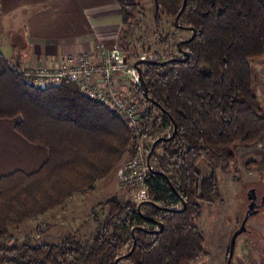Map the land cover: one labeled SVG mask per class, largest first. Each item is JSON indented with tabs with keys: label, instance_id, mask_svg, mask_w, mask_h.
<instances>
[{
	"label": "trees",
	"instance_id": "16d2710c",
	"mask_svg": "<svg viewBox=\"0 0 264 264\" xmlns=\"http://www.w3.org/2000/svg\"><path fill=\"white\" fill-rule=\"evenodd\" d=\"M118 2L123 24L132 23L139 5ZM158 4L157 22L161 13L171 17L174 31L161 41L172 42L167 56L148 53L141 64L150 102L142 124L153 141L150 199L141 207L118 195L100 203L107 215L95 219L86 242L75 235L56 244H33L31 235L19 242L11 229L95 191L98 180L136 155L139 137L77 85L36 88L0 53V118L20 116L16 130L50 153L36 172L0 177V264H189L205 255L195 224L201 202L220 197L218 170L264 138L254 63L264 57V0Z\"/></svg>",
	"mask_w": 264,
	"mask_h": 264
},
{
	"label": "rangeland",
	"instance_id": "374dc122",
	"mask_svg": "<svg viewBox=\"0 0 264 264\" xmlns=\"http://www.w3.org/2000/svg\"><path fill=\"white\" fill-rule=\"evenodd\" d=\"M124 1L139 5L133 22L123 26L125 40L121 48L124 53L131 59L134 57L142 59L148 53L155 52L165 58L168 44L172 42L163 44L161 41L168 33L174 31L173 19L161 13L158 23L154 0ZM189 35L190 32H185L181 36ZM131 59L130 61H133ZM257 61L254 62L255 67H262L263 63ZM126 87L131 91L135 89V85L130 82ZM142 127L145 129L143 124ZM152 142L149 136L141 135L137 141L136 155L139 152H148ZM136 155L126 156L119 167ZM118 168L98 180L95 191L76 194L63 206L12 228L11 233L15 241L21 242L26 235L32 236L33 244H56L68 235H75L83 242L90 240L96 229L95 219L104 220L107 215V210L100 207V203L114 195L135 204L139 200L135 196L140 192L139 188L120 186ZM217 175L220 197L214 201L201 202L202 213L195 220V224L203 232L206 253L202 258L189 264H227L232 236L240 227L249 205V190L255 187L260 194H264V143L253 147H241L236 161L227 170H218ZM247 228L248 230L237 238L232 264H264V209L248 220Z\"/></svg>",
	"mask_w": 264,
	"mask_h": 264
},
{
	"label": "crops",
	"instance_id": "0c3cea01",
	"mask_svg": "<svg viewBox=\"0 0 264 264\" xmlns=\"http://www.w3.org/2000/svg\"><path fill=\"white\" fill-rule=\"evenodd\" d=\"M123 26L118 0H1L0 53L21 70L55 68L66 55L96 54L98 44L123 46ZM257 62L263 65L256 67V91L264 104V57ZM120 86H126L121 78ZM21 119L0 118V177L36 172L49 158L46 146L16 130Z\"/></svg>",
	"mask_w": 264,
	"mask_h": 264
},
{
	"label": "built area",
	"instance_id": "2783aa9c",
	"mask_svg": "<svg viewBox=\"0 0 264 264\" xmlns=\"http://www.w3.org/2000/svg\"><path fill=\"white\" fill-rule=\"evenodd\" d=\"M95 50L96 54L90 51L66 55L55 68L31 65L21 70V74L26 83L41 89L56 87L65 81L77 85L84 96L105 105L122 117L140 137L145 134L142 119L149 111L150 102L136 90V87L141 85L135 61L128 60L119 45L107 49L98 44ZM120 78L126 85L129 82L135 85L134 91L120 86ZM148 155V152H139L135 158L123 163L117 170L122 188L140 189L135 195L139 199L136 202L138 207L150 199L146 180L154 167ZM179 208L180 206L177 207Z\"/></svg>",
	"mask_w": 264,
	"mask_h": 264
},
{
	"label": "water",
	"instance_id": "95a60500",
	"mask_svg": "<svg viewBox=\"0 0 264 264\" xmlns=\"http://www.w3.org/2000/svg\"><path fill=\"white\" fill-rule=\"evenodd\" d=\"M154 1H155L156 13H158V10H159L158 0H154ZM184 7H185V4H184ZM178 18H179V16H178ZM178 18H176V22L178 21ZM178 45L180 46L181 45V42ZM187 57H188V54H186L185 58H187ZM143 62H144V59L138 60V61L135 62V66L138 68V72H139V82H140V85H141V87H142V89L144 91V96L146 98H148L147 84H146V81L144 79L143 71H142V67H141V64ZM169 138L170 137H168V139ZM160 139H166V138H160ZM160 139H158V140H160ZM155 144H154V146H155ZM152 151H153V149H152ZM151 154H152V152L149 153V157H148L149 159L151 157ZM257 196H258L257 189L255 187H252L249 190V192H248L249 205L247 207V211L245 213L244 219H243L240 227L233 234L232 239H231V245H230V251H229V257H228L227 264H232V260H233V256H234L235 248H236V243H237V238L242 233H244V232H246L248 230V228H247V222H248V220L252 216L257 215L259 213V211H260V208H259L260 205H258V203H257ZM262 205L264 206V199H263ZM141 206H142V204H141Z\"/></svg>",
	"mask_w": 264,
	"mask_h": 264
},
{
	"label": "flooded vegetation",
	"instance_id": "af4514ba",
	"mask_svg": "<svg viewBox=\"0 0 264 264\" xmlns=\"http://www.w3.org/2000/svg\"><path fill=\"white\" fill-rule=\"evenodd\" d=\"M257 203L258 205H260V211L259 214L261 213V211L264 209V206L262 205L263 199H264V194H260V192L257 190Z\"/></svg>",
	"mask_w": 264,
	"mask_h": 264
}]
</instances>
